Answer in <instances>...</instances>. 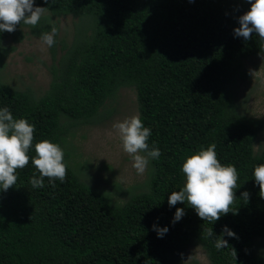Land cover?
I'll list each match as a JSON object with an SVG mask.
<instances>
[{"label":"trees","instance_id":"trees-1","mask_svg":"<svg viewBox=\"0 0 264 264\" xmlns=\"http://www.w3.org/2000/svg\"><path fill=\"white\" fill-rule=\"evenodd\" d=\"M34 3L52 16L88 19L76 24L42 93L0 77V108L35 126L29 156L36 142L49 140L63 149L67 165L64 182L53 187L45 178L44 187L34 188L30 180L39 173L30 160L17 170L14 186L0 189V264H177L191 246L202 248L209 264H264V249L255 243L264 237V198L253 177L264 164V147L253 150L264 118L249 116L234 91L247 76L245 62L264 53L255 33L249 40L234 34L247 0ZM23 25L0 32V69L8 55L4 42L20 39ZM53 26L44 15L30 28L41 36ZM126 87L134 89L139 117L151 129L149 148L161 155L149 159L147 189L118 202L81 179L68 148L80 126L102 122L107 100ZM212 144L222 164L236 167L240 186L237 214L211 224L186 203L170 207L168 198L185 182V159ZM177 208L185 214L173 223ZM154 225L168 228L162 238ZM225 226L235 236L224 234L229 246L217 250Z\"/></svg>","mask_w":264,"mask_h":264},{"label":"clouds","instance_id":"clouds-1","mask_svg":"<svg viewBox=\"0 0 264 264\" xmlns=\"http://www.w3.org/2000/svg\"><path fill=\"white\" fill-rule=\"evenodd\" d=\"M55 3V0H45V3ZM250 4L239 19V27L234 29V34L245 40L252 38L255 33L260 40H264V0H247ZM47 7L36 6L34 0H0V32L9 33L16 30L17 25L36 27L45 13ZM57 35L56 27L50 32L40 36L41 50L55 44ZM253 78L262 76L258 71L250 72ZM264 78V76H262ZM116 135L121 141L122 150L132 160V167L138 175H143L147 170L149 159H159L161 152L153 146L149 148L147 143L151 136V129L145 127L139 114L132 115L112 125ZM35 126L25 118H14L9 108H0V189L7 191L17 183V170L25 168L31 160L32 165L39 173V177L33 176L30 180L32 187H44V179L47 178L52 186L55 181L64 182L67 175V165L64 162V151L57 143L49 140H41L34 144V156H29L33 149ZM215 144L207 148H201L198 152L188 156L182 164V172L185 182L178 191L171 192L168 203L174 206L178 202L186 203L195 209L198 216L209 223H214L221 216L232 212L237 214L235 208L237 198L235 189L238 184V173L234 165L222 164L215 151ZM253 177L259 185V195L264 198V164L254 168ZM247 202L249 193H242ZM184 209L177 208L173 223L184 215ZM158 237L162 238L168 231L167 227L156 228ZM224 234L235 236L225 226L220 236H217L215 248H227L228 241ZM207 235L212 237L213 230L209 229ZM233 255L236 257L234 248Z\"/></svg>","mask_w":264,"mask_h":264},{"label":"rangeland","instance_id":"rangeland-1","mask_svg":"<svg viewBox=\"0 0 264 264\" xmlns=\"http://www.w3.org/2000/svg\"><path fill=\"white\" fill-rule=\"evenodd\" d=\"M49 15L56 24L55 44L41 50L40 36L32 33L30 26L19 28L18 35L4 42L8 55L0 69L2 81L15 88H32L42 93L51 80L50 68L57 67V61L65 52L64 47L72 40V32L79 19L72 15ZM13 47V49H9ZM247 76L239 79L235 86V99L244 111L252 117L264 118V53L245 62ZM258 71L262 76L253 78L250 72ZM106 109L108 111H106ZM139 114L137 97L134 89L121 88L118 94L107 100L103 119L100 123L83 125L70 139L69 161L82 180L103 191L112 201L123 202L130 193L143 192L147 189V170L138 175L132 167V160L123 152L121 141L112 125L127 117ZM264 147V131L258 135L254 152ZM256 249H264V237L255 240ZM177 264H209L204 250L198 246L189 247Z\"/></svg>","mask_w":264,"mask_h":264}]
</instances>
